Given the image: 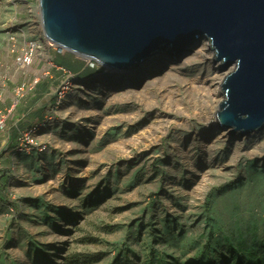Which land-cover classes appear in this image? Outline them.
Wrapping results in <instances>:
<instances>
[{"label":"rangeland","instance_id":"rangeland-1","mask_svg":"<svg viewBox=\"0 0 264 264\" xmlns=\"http://www.w3.org/2000/svg\"><path fill=\"white\" fill-rule=\"evenodd\" d=\"M40 25L38 0H0L2 99L7 80L20 82L13 93L23 97L30 90L18 95L17 89L23 82L34 87L31 69L42 65L32 78L39 82L54 65L51 52L65 53L48 44ZM28 42L37 48L31 65L20 68L16 58ZM183 55L165 52L155 71L149 62L143 66L148 58L119 74L85 60L92 69L80 68L68 55L64 66L80 79L60 86L48 120L14 149H5L1 136L0 264H264V183L245 185L256 171L264 175V156L240 158L236 171L230 167L227 176L202 182L198 160L183 164L174 148L178 131L182 138L195 130L171 124L146 142L116 145L117 131L129 140L154 119L139 96L117 97L145 88L153 76L195 77ZM109 82L117 90L111 92ZM153 102L167 113L162 101ZM101 117L111 118L105 130ZM190 122V129L205 127L193 117ZM229 154L225 144L213 157L224 161Z\"/></svg>","mask_w":264,"mask_h":264},{"label":"water","instance_id":"water-1","mask_svg":"<svg viewBox=\"0 0 264 264\" xmlns=\"http://www.w3.org/2000/svg\"><path fill=\"white\" fill-rule=\"evenodd\" d=\"M38 9L46 41L106 70L208 40L220 70L231 69L217 123L241 135L264 127V0H38Z\"/></svg>","mask_w":264,"mask_h":264},{"label":"bare ground","instance_id":"bare-ground-1","mask_svg":"<svg viewBox=\"0 0 264 264\" xmlns=\"http://www.w3.org/2000/svg\"><path fill=\"white\" fill-rule=\"evenodd\" d=\"M40 28L42 29L41 25ZM197 41L199 42L200 40ZM204 41L205 42L202 43L188 44L181 50V53L183 52L184 54L183 56H187L185 57V67L190 68L189 70L191 72L198 71L195 77L184 79L179 74L171 73L167 76H153L149 80H146V82L144 81L145 84L143 87L145 88H136L131 91V95L129 94L130 91H128L117 97V99L129 101L132 96L136 98L139 96L146 108V112H149L148 117H153L154 119L149 123L144 134L135 135L129 140H124V133L121 131H117L115 135L121 134L116 145L126 146L131 141L135 145H138L140 142H146V139L154 138L157 131L171 124L175 125V127L179 126V128L184 131L195 130L196 134L194 133L191 136H184L182 138L180 137V131H178L177 138L179 139L174 148L181 153L183 164L186 163L192 166L193 159L198 160L197 162L199 163L197 167L201 172L200 176L202 182H208L212 181L210 177L227 176L224 172L228 171L230 167H234L236 171L240 158H243L245 161L247 160L246 158H255V156L263 157L264 130L253 131L242 135L237 131L230 134V127H224L217 123L214 116H216L215 113L218 110L219 104L224 100L220 85H222L225 76L231 69L220 70V64L214 59V51L210 49V42L208 40ZM60 51L65 52L63 49ZM164 56L165 53H155L148 61L144 62L143 66H146L149 62L150 69L155 71L159 69L157 66L162 63ZM175 56H171V58ZM178 63L179 61L173 66H171L172 64L170 63L168 69L175 68ZM141 66L142 63L138 65V67ZM135 68H137V66L131 70H135ZM113 72L120 73L117 70ZM148 81L149 83H147ZM109 85L113 87L111 92L117 90L114 89L116 86L113 83L109 82ZM141 93L143 94L141 95ZM181 93L183 94V99H179ZM155 98L162 101L161 106L167 112L165 115H161L158 111L157 103L153 102ZM174 109H179L181 113H173ZM181 114H185V118L182 117L181 119H177V117H175ZM192 117L205 127L190 129V118ZM110 119V117H101V125L99 127L102 130L107 129L111 124ZM167 132L168 131H166L164 135H166ZM115 138L117 139V137ZM225 144H227L230 150L229 158L222 161L220 157L219 159L213 157L216 155L219 148H224ZM192 150H195V152H192ZM210 166H212L213 169H210ZM241 168L245 171L254 170L253 165H241ZM193 178L195 179V176ZM261 182L264 183V175L259 171H256V173H253L251 176L245 177V185L250 187L260 186Z\"/></svg>","mask_w":264,"mask_h":264},{"label":"crops","instance_id":"crops-1","mask_svg":"<svg viewBox=\"0 0 264 264\" xmlns=\"http://www.w3.org/2000/svg\"><path fill=\"white\" fill-rule=\"evenodd\" d=\"M51 53L54 64L53 67H50L47 75L37 82L30 92L23 97H16L13 93L14 88L17 87L20 82L17 81L15 84L7 80L4 83L5 92L3 93V99H0V113L3 114L5 121L4 128L2 132H0V145L2 136L5 149H14L24 134L35 127H42L48 120L50 112H52L57 104V91L68 79V74L77 76V78L80 79V77L76 75L77 72L75 73L70 70L69 72L64 68V62H68V55L72 57V64L83 60L70 53L61 54L53 51ZM41 66L30 68L32 73L28 80L34 82L33 76L38 72L37 70ZM84 67L88 68V70L92 69L91 66H86V64ZM3 162H7V157L2 163Z\"/></svg>","mask_w":264,"mask_h":264},{"label":"built area","instance_id":"built-area-1","mask_svg":"<svg viewBox=\"0 0 264 264\" xmlns=\"http://www.w3.org/2000/svg\"><path fill=\"white\" fill-rule=\"evenodd\" d=\"M48 42V41H47ZM49 45H51L48 42ZM24 46H26L25 50H22L20 53H18V57L16 58V63L20 68H25L29 65H31L32 61H33V54H34V49L35 47L37 48V45L35 44V42H28L26 45L24 44ZM59 52H62L59 50ZM71 78H73V76H71L70 74H68V83L66 84L65 87L68 86L69 83H71ZM38 82L37 79H35V81L33 82L34 85ZM28 84V83H27ZM27 84H25L24 82L21 84V86L17 89V94L21 95L25 89H27V91L31 90L32 87L27 86ZM63 97V93L60 94L59 96V100H61ZM2 98V93H0V99ZM3 122H0V131L3 130ZM32 131V130H31ZM34 131V129H33Z\"/></svg>","mask_w":264,"mask_h":264},{"label":"trees","instance_id":"trees-1","mask_svg":"<svg viewBox=\"0 0 264 264\" xmlns=\"http://www.w3.org/2000/svg\"><path fill=\"white\" fill-rule=\"evenodd\" d=\"M78 62H79V63H80V65H81V67H80V68H82V67H84V66H85V62H83V61H78ZM92 66H93V65H92ZM92 66H91V67H92ZM64 68H65L67 71H69V70H70V71H72V69H68V68H66V67H64ZM70 71H69V72H70ZM93 74H94V72H93ZM90 76H91V75H89L88 77H90ZM88 77H87V78H88Z\"/></svg>","mask_w":264,"mask_h":264},{"label":"clouds","instance_id":"clouds-1","mask_svg":"<svg viewBox=\"0 0 264 264\" xmlns=\"http://www.w3.org/2000/svg\"><path fill=\"white\" fill-rule=\"evenodd\" d=\"M45 39V38H44ZM50 43V42H49ZM65 53H67V52H65ZM90 63H92V62H90ZM94 64V63H93ZM72 76V75H71ZM73 77H75V76H73Z\"/></svg>","mask_w":264,"mask_h":264}]
</instances>
